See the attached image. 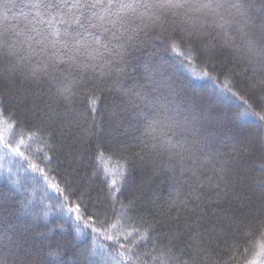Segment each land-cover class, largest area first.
Masks as SVG:
<instances>
[{"label":"snow or ice","instance_id":"obj_1","mask_svg":"<svg viewBox=\"0 0 264 264\" xmlns=\"http://www.w3.org/2000/svg\"><path fill=\"white\" fill-rule=\"evenodd\" d=\"M6 159L44 195L0 191V264H264V0H0Z\"/></svg>","mask_w":264,"mask_h":264},{"label":"trees","instance_id":"obj_2","mask_svg":"<svg viewBox=\"0 0 264 264\" xmlns=\"http://www.w3.org/2000/svg\"><path fill=\"white\" fill-rule=\"evenodd\" d=\"M176 75L181 79L185 81H190V78L187 77V74L184 72L183 69L177 67L176 68ZM191 86L195 87V89L198 92L204 93L209 97V103L217 108H223L225 106H232L235 107L236 101H229L225 97L217 96L212 94L213 84L210 80H200V81H194L191 82ZM71 140H69V143ZM36 147V145H34ZM59 160H54L53 164H60V168L58 171H60L64 176H66L68 179L72 181H86L87 183H90L93 185V187H96L99 185V180H96L95 178L89 180L87 176H85V171L90 174L93 171V165L95 166V170L99 173L100 178H103V170L104 168H108L110 171L114 172L117 171L118 165L122 164L123 161L120 160V157L118 155L111 156L107 153H105L104 157L102 159H96L94 156L89 155L88 159L83 161V164H77V163H71V156L68 155V148L64 147L59 152ZM67 157V159H65ZM11 165L13 167H16L14 162H11ZM137 169V174H138ZM15 173V172H12ZM29 174L25 173L23 169L20 170L18 175H15V177L10 176V173L4 172L0 170V191L10 192L14 193L16 192L15 188L13 187L11 181L12 180H19L22 184L25 185V187L28 190L29 196L35 200L37 203L39 202V199L44 195L43 191V182L42 181H33L28 178ZM49 196L53 195L51 192L48 193ZM93 196L95 195V192L92 193ZM160 195L166 196L167 195V189L166 187L162 186L160 189ZM49 201L45 200V203H48ZM85 203H87V199L85 200ZM50 219L59 223L63 222L65 224V230H71L73 228L71 220H67L62 215L58 214V209L53 208L52 213L50 215ZM21 221H25L28 223H33L31 221V218L23 217L21 216L19 220L13 219V223H16L19 225ZM40 225L43 226V222H40ZM90 238L85 236L81 240L78 241V244L80 247L83 248H89L90 250ZM226 245L223 242L219 243L218 248L216 249V255H220L223 253ZM248 258H251L249 256ZM93 260L95 261V264H107V262L104 260L103 256L98 252L95 257H93Z\"/></svg>","mask_w":264,"mask_h":264},{"label":"rangeland","instance_id":"obj_3","mask_svg":"<svg viewBox=\"0 0 264 264\" xmlns=\"http://www.w3.org/2000/svg\"><path fill=\"white\" fill-rule=\"evenodd\" d=\"M0 165H2V167H0L1 171L9 173V170H11V172H16V167H13L11 165V161H8L7 159L0 161ZM12 177H15V176H12Z\"/></svg>","mask_w":264,"mask_h":264}]
</instances>
